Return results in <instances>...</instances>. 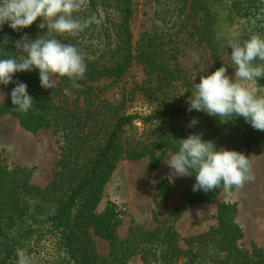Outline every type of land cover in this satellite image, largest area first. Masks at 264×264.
I'll list each match as a JSON object with an SVG mask.
<instances>
[{
	"label": "trees",
	"instance_id": "trees-1",
	"mask_svg": "<svg viewBox=\"0 0 264 264\" xmlns=\"http://www.w3.org/2000/svg\"><path fill=\"white\" fill-rule=\"evenodd\" d=\"M257 6L259 13L264 11V7ZM205 13L208 16L207 10ZM133 14L131 0H83L80 12L74 15L82 20L94 17L89 27L77 36L51 34L75 45L82 53L87 71L83 78L75 79L80 84L103 77L118 79L136 58L145 63L149 74L160 76L155 85L140 88L150 111L141 118L112 112L107 116L110 124L104 135L100 136L99 131H105L107 124L100 121L95 129V124L90 125L83 118L73 123L74 115L69 116L68 123L63 113L58 112V125L64 122L65 129L71 132L64 138L60 169L45 188L31 185L30 172L25 168L0 167V264H17L21 252L30 257L31 264H129L136 256L142 264H264V257L252 259L247 251L238 248L242 233L234 223L232 205L218 208L219 228L214 236L205 237L202 244L189 239L188 249L184 251L178 247L172 228L165 233H152L132 226L128 237L119 240L115 236L120 225L115 206L110 205L100 214L96 212L105 187L122 159L137 162L148 158L155 168L159 165L156 154H174L179 140L191 133H203V139L214 141L218 148L224 146L245 155L254 142L261 141L264 148V132L253 129L242 117L219 121L203 112H188L187 105L177 103L179 97L191 96L190 76L181 68L168 65L172 57L168 49L155 51L150 45H143L137 47L134 55L130 32ZM39 23L38 19L31 27L16 32L5 25L0 31V58L18 55L16 42L25 36L35 39L46 32L37 27ZM112 37L117 42L115 48L109 43ZM206 43L211 50L212 68L216 70L221 67L219 54L211 41ZM106 55L108 58L102 61ZM66 79L70 81L63 77ZM13 80L27 84L34 99L33 108L27 113L15 109L10 98L15 87L12 83L8 85L7 99L0 105V117L14 118L28 133L49 128L53 107L40 85L38 70L17 73ZM255 87L264 92V78L256 81ZM193 118L199 123L190 128L188 124ZM136 121L142 123V132L127 135ZM190 177L195 180L194 175ZM223 189L221 185L208 192L192 191L176 215L196 204L212 201ZM93 237L110 242L106 257L95 251ZM206 255L211 260H206Z\"/></svg>",
	"mask_w": 264,
	"mask_h": 264
},
{
	"label": "rangeland",
	"instance_id": "rangeland-1",
	"mask_svg": "<svg viewBox=\"0 0 264 264\" xmlns=\"http://www.w3.org/2000/svg\"><path fill=\"white\" fill-rule=\"evenodd\" d=\"M131 1L134 14L130 32L134 55L137 47L143 45H150L155 51L170 50L172 57L168 65L185 71L192 86L199 83L201 75L215 71L207 41H211L212 48L219 54L220 66L228 67L227 74L234 77L229 42L236 38L243 41L253 34L264 35V11H257V5L264 7V0ZM109 43L112 48L117 45L114 37ZM107 58L108 55L102 61ZM148 71L145 63L136 58L118 79L103 77L80 84L76 80L55 78L52 89L43 88L53 107L49 128L28 133L14 118L0 117V167L25 168L30 172V184L45 188L60 169L58 162L64 138L71 132L65 129L64 122L58 125V112L63 113L64 121L74 115L73 123L83 118L88 124H95V129L100 121L107 124V116L112 112L141 118L150 109L140 88L155 85L160 76ZM192 86L188 89L194 91ZM250 86L256 89L255 82ZM0 90L2 105L8 97V86H0ZM192 91L188 90L190 95ZM189 97L181 96L177 103L188 106ZM109 124L104 127L105 131H99L100 136L105 134ZM142 127V123L136 121L127 135L141 133ZM171 155V152L162 156L156 154L159 165L155 168L148 158L137 162L122 159L117 163L96 210L100 214L110 205L115 206L120 223L115 231L117 239L125 240L132 226L152 233H165L172 228L178 247L184 251L188 249L189 239L202 244L205 237L214 236L219 228L218 208L232 205L234 223L242 233L238 248L247 251L252 259L264 257V148L261 141L252 143L247 153L254 181L232 192L223 189L212 201L196 204L180 215H176V210L193 191L195 180L190 176L172 175L166 163ZM93 241L97 254L106 257L110 242L98 237H93ZM129 264L142 263L136 256Z\"/></svg>",
	"mask_w": 264,
	"mask_h": 264
},
{
	"label": "clouds",
	"instance_id": "clouds-1",
	"mask_svg": "<svg viewBox=\"0 0 264 264\" xmlns=\"http://www.w3.org/2000/svg\"><path fill=\"white\" fill-rule=\"evenodd\" d=\"M82 6L83 0H0V31L5 25L14 32L21 31L38 19L37 27L46 29L35 39L25 36L17 41L18 55L0 58V86L15 83L10 98L17 111L32 110L34 99L27 84L14 82L15 74L38 70L44 89H52L57 77L70 80L84 77L87 65L82 53L75 45L51 35L77 36L88 28L94 17L82 20L74 15ZM229 47L234 77L227 74L225 65L201 75L188 98L187 111L203 112L225 122L242 117L253 129L264 132V92L250 86L264 78V35L253 34L243 41L233 39ZM198 123L193 118L188 127ZM179 142L178 151L166 163L175 177L195 176L194 192H208L221 185L231 190L254 181L251 160L244 153L224 146L218 148L214 141L204 140L203 133H191ZM17 264H31V259L21 252Z\"/></svg>",
	"mask_w": 264,
	"mask_h": 264
}]
</instances>
